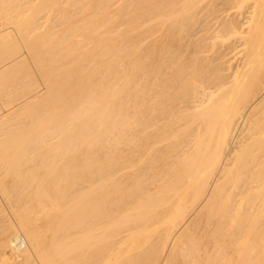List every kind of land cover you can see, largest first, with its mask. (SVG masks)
I'll return each mask as SVG.
<instances>
[{"label": "bare ground", "instance_id": "6f19581e", "mask_svg": "<svg viewBox=\"0 0 264 264\" xmlns=\"http://www.w3.org/2000/svg\"><path fill=\"white\" fill-rule=\"evenodd\" d=\"M10 259L264 264V0H0Z\"/></svg>", "mask_w": 264, "mask_h": 264}, {"label": "rangeland", "instance_id": "374dc122", "mask_svg": "<svg viewBox=\"0 0 264 264\" xmlns=\"http://www.w3.org/2000/svg\"><path fill=\"white\" fill-rule=\"evenodd\" d=\"M4 258V257H3ZM5 259V258H4ZM11 261H13V264H26L25 262H21V261H14V260H12V259H10ZM3 262H6V264H9L7 261H4V260H1L0 261V264H5V263H3Z\"/></svg>", "mask_w": 264, "mask_h": 264}]
</instances>
